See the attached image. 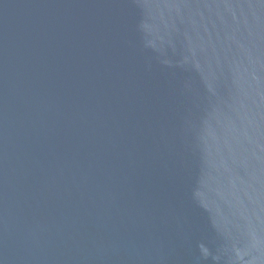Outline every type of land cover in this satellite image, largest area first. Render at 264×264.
I'll return each instance as SVG.
<instances>
[{
  "label": "water",
  "instance_id": "water-1",
  "mask_svg": "<svg viewBox=\"0 0 264 264\" xmlns=\"http://www.w3.org/2000/svg\"><path fill=\"white\" fill-rule=\"evenodd\" d=\"M0 264H264V0H0Z\"/></svg>",
  "mask_w": 264,
  "mask_h": 264
}]
</instances>
